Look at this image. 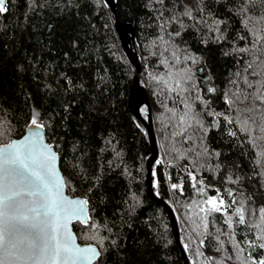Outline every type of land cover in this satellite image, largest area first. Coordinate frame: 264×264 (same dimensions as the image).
Wrapping results in <instances>:
<instances>
[{"label":"trees","instance_id":"16d2710c","mask_svg":"<svg viewBox=\"0 0 264 264\" xmlns=\"http://www.w3.org/2000/svg\"><path fill=\"white\" fill-rule=\"evenodd\" d=\"M115 1L119 19L135 27L141 81L153 105L160 148L155 194L173 208L190 263L244 264L250 255L264 256L248 247L264 242L258 239L264 233V141L252 142L264 133L255 125L245 131L239 122L245 117L235 111L264 105L246 101L230 109L224 102V93L251 91L243 83L248 63L257 61V75H248L254 87L264 81V51L256 50L264 41L252 47L254 33L264 36V0ZM7 8L0 13V145L21 137L38 112L68 193L88 200L90 223L99 225L104 251L97 264H183L168 216L148 194L151 149L128 109L135 70L121 48L114 13L104 0H7ZM186 75L189 90L170 92L174 77ZM185 104L204 125L188 128L190 140L173 136L181 131ZM255 115L259 123L260 113ZM209 198H222L226 211L206 216L200 209ZM241 204L243 225L234 214ZM73 228L81 244H97L86 238L91 232L84 225Z\"/></svg>","mask_w":264,"mask_h":264},{"label":"snow or ice","instance_id":"6c2138e0","mask_svg":"<svg viewBox=\"0 0 264 264\" xmlns=\"http://www.w3.org/2000/svg\"><path fill=\"white\" fill-rule=\"evenodd\" d=\"M7 11L5 0H0V13ZM184 15L191 17L192 14L186 9ZM175 35H180V33L177 32ZM254 35L256 39L252 47L256 48V44L264 41V36L257 33ZM249 50L247 48L239 49L240 52ZM256 50L264 51V48ZM188 59H191L193 63L196 62L191 57ZM178 60L179 58H177V62ZM255 63L257 61L248 63L244 72L252 76L257 75L253 68ZM249 69H253V71L249 73ZM248 75L244 76L243 83L251 91L239 89L231 92V95L224 93V102L230 109L246 101H259L261 105H264V81H257L258 86L254 87L253 82L248 79ZM176 76L179 77V73ZM236 76H241V73L237 72ZM174 79L175 86L169 88L170 92L180 94L189 90L186 85L191 80L190 75L181 78L174 77ZM163 82L167 83V81ZM230 83L237 84V81L233 80ZM207 91L214 94L217 89L209 87ZM196 99L205 105L210 103L203 101L200 96H197ZM185 108L188 111L178 117L179 125L182 126L181 131L174 132L173 136L185 137L186 140H190L191 137L187 136L188 128L196 124L197 130H200L204 128V125L199 119L200 114L192 112L188 104H185ZM235 111L242 113L245 117L239 121L245 131H253L252 125H255L256 129L264 133V108L253 106L246 107L244 110L235 108ZM256 113H260L259 123ZM207 114L222 117L228 124L237 123L236 120L224 113L208 112ZM28 127L36 130L30 131L22 139L12 140L0 146V264H97L104 251L103 238L99 237V225L95 222L90 223L88 200L71 199L65 195L67 182L57 169L59 157L54 150L55 146L45 143L42 130L46 125L39 121L38 112H33ZM229 135L235 136L236 133L230 132ZM257 141H264V135L252 140L254 145L257 144ZM188 151L193 150L189 149ZM200 155L201 153L197 152V156ZM204 155H211L207 148H204ZM216 155L219 154L216 153ZM259 155L264 157V150ZM189 176L193 181H196L195 175L191 172H189ZM199 183L203 184V181H199ZM193 187H195V183ZM172 188L182 190V185L173 184ZM235 203L236 201L233 200L232 204ZM205 204L207 207H202L200 210L206 216L211 213H220L222 210L226 211L222 198L218 200L209 198ZM234 214L238 217L239 224H246L243 204L234 209ZM259 214L261 221L264 222V208L259 209ZM73 222H78L88 228L91 235L86 238L97 241V244L85 246L78 244L77 237L70 227ZM226 223L232 224L231 217ZM204 227L207 228V225L205 224ZM258 239L264 241V233ZM200 243L203 245L204 241L201 240ZM248 247L253 250L257 248L264 250V242L249 243ZM243 250V248L240 249V251ZM244 264H264V256L255 258L250 255Z\"/></svg>","mask_w":264,"mask_h":264},{"label":"water","instance_id":"95a60500","mask_svg":"<svg viewBox=\"0 0 264 264\" xmlns=\"http://www.w3.org/2000/svg\"><path fill=\"white\" fill-rule=\"evenodd\" d=\"M104 2L115 15L114 28L119 38L121 48L123 52L125 53L129 63L132 65V67L135 70L130 93L128 95L127 105L132 115L145 128L147 132L149 144H150L151 154L146 163V167H147L146 185H147L148 194L151 200L155 201L157 204L162 206V208L165 210L168 216L169 222H170V227L173 233L174 241H175L177 248L180 251L183 264H191L189 261L188 255L181 243L180 230H179V225H178L175 212L173 208L166 201L156 196L155 190L153 187V169H154V165L158 161V158L160 155V148H159L158 135L156 132V127H155L152 101H151L147 87L144 84H142V81H141V74H142L143 68H142V63L140 61L139 54H138L136 44H135V40H136L135 27L132 23L122 22L119 19V17L117 16V12H116V1L115 0H104ZM5 3L7 6V0H5ZM35 130L36 129L34 128L30 129L27 126L24 134L21 137L14 138L12 140L22 139L30 131H35ZM42 134L45 137V143L50 144L46 139L45 128L42 130ZM0 146H3V145H0ZM57 169L60 175L64 178L63 172L60 168V159H58L57 161ZM65 195L71 199H76V198L84 199L83 197H79V196H76V197L71 196L68 193L67 188H65ZM88 209H89V204H88ZM74 223H77V222H73L70 227H71L72 232L76 235V232L74 231V228H73ZM77 243L80 244L81 246L87 245V244H81L78 238H77Z\"/></svg>","mask_w":264,"mask_h":264},{"label":"built area","instance_id":"2783aa9c","mask_svg":"<svg viewBox=\"0 0 264 264\" xmlns=\"http://www.w3.org/2000/svg\"><path fill=\"white\" fill-rule=\"evenodd\" d=\"M71 195V194H70ZM71 196H73V197H76V195H71ZM84 199H86L85 197H83Z\"/></svg>","mask_w":264,"mask_h":264}]
</instances>
